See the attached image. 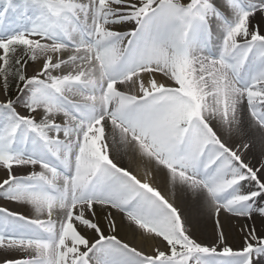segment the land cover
Segmentation results:
<instances>
[{"label": "snow or ice", "instance_id": "6c2138e0", "mask_svg": "<svg viewBox=\"0 0 264 264\" xmlns=\"http://www.w3.org/2000/svg\"><path fill=\"white\" fill-rule=\"evenodd\" d=\"M0 264H264V0H6Z\"/></svg>", "mask_w": 264, "mask_h": 264}, {"label": "bare ground", "instance_id": "6f19581e", "mask_svg": "<svg viewBox=\"0 0 264 264\" xmlns=\"http://www.w3.org/2000/svg\"><path fill=\"white\" fill-rule=\"evenodd\" d=\"M5 4L6 3H4V5ZM242 223H244V221L240 220L238 223H236L234 225L233 229L228 233L229 241L232 242L234 246L240 239V234H239L237 229L239 227V224H242ZM212 226H213V221L211 219H207L206 220V228L210 231ZM198 236H199L200 239H204L205 238L203 235H200L199 233H198Z\"/></svg>", "mask_w": 264, "mask_h": 264}, {"label": "rangeland", "instance_id": "374dc122", "mask_svg": "<svg viewBox=\"0 0 264 264\" xmlns=\"http://www.w3.org/2000/svg\"><path fill=\"white\" fill-rule=\"evenodd\" d=\"M4 3H6V0H0V7L3 8L5 5Z\"/></svg>", "mask_w": 264, "mask_h": 264}]
</instances>
